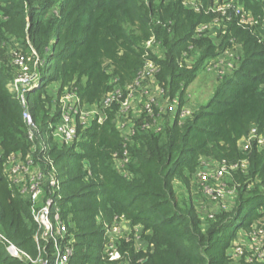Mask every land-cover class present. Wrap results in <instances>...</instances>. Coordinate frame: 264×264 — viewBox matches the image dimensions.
Segmentation results:
<instances>
[{"label": "trees", "instance_id": "1", "mask_svg": "<svg viewBox=\"0 0 264 264\" xmlns=\"http://www.w3.org/2000/svg\"><path fill=\"white\" fill-rule=\"evenodd\" d=\"M227 3L248 22L232 9L223 14L218 6ZM34 53L39 84L21 92L30 125L10 83L15 59ZM149 62L153 84L177 111L143 91L125 137L121 105L142 90ZM208 71L214 91L188 105L191 85ZM68 92L99 113L77 115V134L65 144L50 125ZM109 94L116 98L107 106ZM185 105L191 113L181 121ZM252 127L264 135V0H0V264H43L55 252L53 241L36 239L40 225L30 195L12 179L13 159L42 172L44 198L55 192L51 212L73 248L68 264H264L231 254L240 230L264 226V146L239 144ZM205 160L248 164L229 178L234 199L209 214L175 188V180L193 184ZM55 175L52 190L47 179ZM123 221L129 231L114 240L122 256L110 260L107 227Z\"/></svg>", "mask_w": 264, "mask_h": 264}, {"label": "built area", "instance_id": "2", "mask_svg": "<svg viewBox=\"0 0 264 264\" xmlns=\"http://www.w3.org/2000/svg\"><path fill=\"white\" fill-rule=\"evenodd\" d=\"M218 9L223 12V14H227V11L232 9L234 13L239 16L241 15L240 22L247 23L248 18L245 16V13L242 11L241 7L234 6L232 3H227L225 5L218 6ZM207 28L206 26H204ZM201 29H204L203 27ZM23 59V58H21ZM18 61L20 58L15 59ZM22 61V60H21ZM24 61V60H23ZM22 65V63H20ZM20 65V66H21ZM155 70V66L153 62H149L147 64L146 69L142 73V81L144 83L145 79H150L153 83V79L149 75V73ZM26 73L27 71L20 72L19 79L16 78L10 83V86H13V83L16 85V89H11L15 92H23V88L25 90H31L39 84L38 78L30 77L28 74L27 80H22V76L20 74ZM36 76V75H35ZM33 78V79H32ZM19 81L24 83H29V88L23 86ZM31 82V83H30ZM10 87V88H11ZM156 87V86H155ZM157 88V87H156ZM141 94L143 91L147 92V89L143 86L141 87ZM158 89V88H157ZM159 91V90H158ZM160 94L165 95V93L160 90ZM139 91L136 93L133 91L129 94V98L124 100L121 105V110L119 114V125L120 129H122L123 134L125 137H128L130 133L129 123L130 120L127 119L128 123L122 122V118L128 114V111L131 107V101L134 96H137ZM23 106H24V118L28 124L33 125V117L31 111L29 109L28 101L26 97L21 93L20 95ZM116 98V94H109L108 97L105 99L104 104L109 105L110 102ZM158 98V97H157ZM157 98L152 97L150 98L151 101L156 100ZM160 100V98H159ZM159 104V102H157ZM168 103V102H167ZM189 105V104H188ZM60 120L55 124H51L50 128L52 129L55 136L59 137L61 141L65 144H70L74 140L77 134V127H76V117L80 115L83 121L89 120L91 116L99 113V109L95 107H83L81 105V100L77 96L76 93L68 92L63 95L60 99ZM149 106V105H147ZM164 111L166 109L174 114L177 111V101L175 100L169 104H159ZM90 113H94L91 115ZM191 109L187 107V105L183 106L181 109V121L184 120L188 115H190ZM103 118L102 114H100L99 120ZM254 142H257L259 146H264V135L259 133L256 127H252L250 129V133L248 136L243 137L239 142L240 146L246 151L248 148L252 146ZM128 161V154L127 151L124 152V158L119 160V166H123L125 162ZM11 163V176L13 181L16 185L20 187V190L24 193H28L30 198L33 202L32 206V214L37 223L40 225V232L36 235V239L38 242L42 240L45 241H53L55 244V252L51 259H47L43 262V264H49L53 262L55 264H68L69 256L72 253V246L68 242H65L68 236V229L64 223L59 220V215L54 214L52 215L51 207L55 201V196L53 192L46 198L44 192V185L46 180L43 181V174L39 170H33L29 165H25L21 163L19 160L13 165ZM247 161L243 160L241 162L236 163H228L226 160L222 162H216L211 160H205L203 163V167L201 168L198 174V180L202 184V192L207 199L210 200L211 203H217L220 199L225 198L227 194H236L235 187L229 185V180H225L227 175H232V172L241 168L245 169L247 167ZM213 169V171H210ZM49 185L51 186L52 190L58 188L60 182L58 177L55 175L51 178L47 179ZM215 181V184L213 183ZM227 186L230 189L227 190ZM235 196V195H234ZM227 198V197H226ZM225 203H222L224 205ZM207 214L212 212H206ZM204 213V214H206ZM123 231H129V223L128 222H120L114 223L111 226L107 227V234L111 236V242L107 247L108 257L110 260H119L121 258V253L118 250L116 244L114 243L115 237L121 234ZM248 236V245L241 246L234 242V246L231 249V254L234 257L241 258L245 256L246 260L249 262H263L264 261V226L257 225L256 223L253 224V227L249 233H246ZM9 252L14 256H19L23 254L21 251L17 249L14 245H9L8 247Z\"/></svg>", "mask_w": 264, "mask_h": 264}, {"label": "rangeland", "instance_id": "3", "mask_svg": "<svg viewBox=\"0 0 264 264\" xmlns=\"http://www.w3.org/2000/svg\"><path fill=\"white\" fill-rule=\"evenodd\" d=\"M212 33L215 35L218 33V26L216 24L212 25ZM13 44V43H12ZM16 43L14 42V44L12 46H14ZM12 49V48H11ZM22 60V61H21ZM17 63V75H19L20 72H24L27 71V74L33 78H35L37 75L36 74V69L37 67H39V65L41 64L40 60L38 59V57H36L35 53L33 55H31L26 61H23V59L20 58L19 63L16 60L15 61ZM22 63V65L20 64ZM21 65V66H20ZM26 73L20 74L22 76V80L26 81L27 80V75ZM21 77L17 76V79H19ZM32 78V79H33ZM19 83H21L23 86L29 88V83H24L22 81H19ZM31 83V82H30ZM217 84V80L214 77V73H210L208 72H204V73H200L199 77L195 80V83H193L189 89V91L191 92V98L188 100V104H191V101L193 103H201L205 100H207L210 95L212 94V92L214 91V88L216 87ZM11 87V86H10ZM144 87L147 89V98H160V103L162 104H169L167 103V98L166 95H162L159 93L158 89L155 87V85L151 82L150 79H145L144 81ZM16 89V85L15 83H13V86L11 87V89ZM144 96L141 94V92L139 91V94L137 96H134V98L131 101V107L130 110L128 111V114H130L132 111H138L141 107L142 101H143ZM33 104V97H30V105ZM192 105V104H191ZM134 113V112H133ZM91 115H93L94 113H90ZM128 114H126L125 117H123L121 120L122 122L128 123L127 119H128ZM210 171H213V169H211ZM230 175H227L225 177V180H229ZM213 183L215 184V181H213ZM202 184L200 183V181L198 179L195 180V182L192 184H190L189 187H186V185H184L180 180H175V188L177 191H182L184 194H187L191 197V199H193L194 204L196 205V207L198 208V210L202 213H206V212H215V210H217V208L219 206L222 205V203H226V200H233L234 199V195L235 194H227V198H222L220 199L217 203H211L209 199H207L205 197V195L202 192ZM230 189V186L228 188L227 186V190ZM248 236L246 235V233L243 232V230H240L239 232V236L238 238L235 240L236 244H239L241 246H247L248 245Z\"/></svg>", "mask_w": 264, "mask_h": 264}]
</instances>
